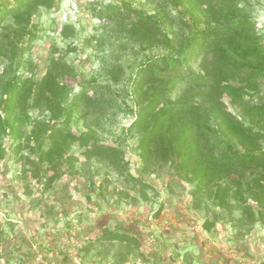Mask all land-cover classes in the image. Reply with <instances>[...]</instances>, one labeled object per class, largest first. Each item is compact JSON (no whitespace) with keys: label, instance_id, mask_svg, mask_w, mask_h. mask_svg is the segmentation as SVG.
Segmentation results:
<instances>
[{"label":"rangeland","instance_id":"obj_1","mask_svg":"<svg viewBox=\"0 0 264 264\" xmlns=\"http://www.w3.org/2000/svg\"><path fill=\"white\" fill-rule=\"evenodd\" d=\"M165 9L177 15L171 0H44L0 15V264H264V162L225 165L264 151V115L245 116L264 107V76L223 81L211 93L255 135L236 138L211 114V85L191 79L211 52L164 70L165 48L150 44L144 24L132 29ZM233 19L252 22L242 37L264 38V0H239L201 27ZM153 60L157 79L171 81L160 107L184 102L200 113L184 149L197 144L216 157L210 167L221 174L209 183L194 173L209 159L186 168L164 151L142 158L136 120L150 83L136 80ZM53 62L66 67L60 115L35 103ZM15 79L27 83L7 121L5 91ZM231 91L249 108L234 106Z\"/></svg>","mask_w":264,"mask_h":264},{"label":"trees","instance_id":"obj_2","mask_svg":"<svg viewBox=\"0 0 264 264\" xmlns=\"http://www.w3.org/2000/svg\"><path fill=\"white\" fill-rule=\"evenodd\" d=\"M13 1L14 6L11 9L8 5L10 3L0 5V15L5 13L16 14L23 6L28 4L39 6L44 0ZM171 1L173 8L177 11V15L171 14L168 9H165L166 11L160 10V14H158L159 18L157 19L142 15L138 22L133 25L132 29L135 30L139 24H144L150 44H160L165 48L169 55L160 58L165 66L163 67L164 70L170 68L176 69L181 64L183 58L186 59L199 54L200 51L209 50L211 56L205 57L202 61L203 74L192 76V81L211 85L210 89L212 91L208 95L210 100H214L211 114L223 122L230 134L239 139L255 136L253 131H250V127L243 121L233 116L230 111L223 109V103L215 101L216 96L211 93H218L220 89L218 87L222 86L223 81L236 78H239L241 81H251L249 78L253 74L264 76V38L253 40L250 36H241L244 32H250L253 27L252 22L247 19H233L227 26L211 27L209 25L201 27L204 17L211 15L224 16L228 10L239 7V0ZM48 6L51 7V4L48 3ZM196 9L199 11L198 15L194 13ZM176 25L179 30H189V34L179 36L174 31V26ZM165 26L167 27L166 32L169 33V30H171L172 35L175 36L174 39L164 32V28L162 27ZM238 37L239 41H237ZM150 63L152 64L146 65L141 71L146 76L143 75L142 77L139 75L136 80L137 84L139 81H149L150 83L147 91L144 93L146 103L140 106L139 116L136 120V123L144 128V137L141 141V148L144 154L142 158L147 162L148 159L146 157H148L151 150H154L155 153L159 150L164 151L162 155L164 159L169 155H177L178 162H180L179 164L182 167L189 168L195 165L200 167L203 160L209 159V156L208 158L205 157L202 147L200 148L196 144L190 145L186 151L184 149V144L194 139L191 124L193 121L199 122L198 116L200 113H197V108L184 102H177L168 107H160L166 101L163 96L171 81L158 80L155 75L157 74L156 66L158 65V61L153 60ZM65 68L61 67L59 63L53 62L50 71L37 86L35 93V103L37 105L44 106L47 110H56L58 115L61 114L60 99L67 94V87L62 84V81L65 79ZM26 83L27 81H23L21 84L19 79L9 82L5 91L7 97L4 102V112L7 116V121L11 120L19 92ZM231 93L233 95L232 104L234 106L239 109L249 108L241 94L236 95L232 91ZM83 94L76 98V102L85 97ZM249 110L250 112L245 113V116L251 117L253 120L255 113L264 115V107L259 109L249 108ZM23 122L24 118L19 121L20 124ZM63 127L64 129L52 131V138L63 132L68 126L64 125ZM12 128L16 130L15 126ZM164 128L166 129L164 130ZM45 155L46 152H43L41 159L44 160ZM215 158L212 155V159L208 160V165H206L207 167L203 172L199 169L194 171V173L198 174L196 176L200 178L201 183H209L215 174H221V171L217 172L210 167ZM230 158H228L225 165H230L231 162L237 165L247 161L253 163L264 162V151L243 156L239 155L236 157V161H234V158ZM222 189V186L219 187V191Z\"/></svg>","mask_w":264,"mask_h":264}]
</instances>
